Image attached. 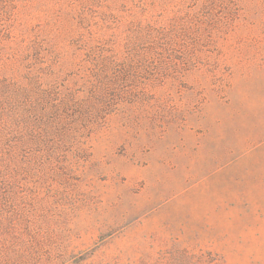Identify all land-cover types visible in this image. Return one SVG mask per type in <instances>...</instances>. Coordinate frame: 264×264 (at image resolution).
<instances>
[{
    "label": "rangeland",
    "instance_id": "374dc122",
    "mask_svg": "<svg viewBox=\"0 0 264 264\" xmlns=\"http://www.w3.org/2000/svg\"><path fill=\"white\" fill-rule=\"evenodd\" d=\"M0 264H264V0H0Z\"/></svg>",
    "mask_w": 264,
    "mask_h": 264
}]
</instances>
